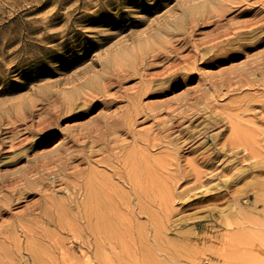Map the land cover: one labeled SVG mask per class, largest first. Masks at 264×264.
<instances>
[{
	"label": "rangeland",
	"instance_id": "1",
	"mask_svg": "<svg viewBox=\"0 0 264 264\" xmlns=\"http://www.w3.org/2000/svg\"><path fill=\"white\" fill-rule=\"evenodd\" d=\"M228 1L0 0V227L6 222L10 228L7 233L12 238V245H9L12 250L8 247L10 264H145L139 251L141 248L137 245L135 251L130 237L124 238L129 249L120 247L118 242H113L108 250L96 248L94 239L85 230L87 223L81 218L87 200L85 181L90 175L80 179L72 172L77 166L86 174L91 168L112 174L106 166L97 164L98 159L111 157L110 151H99L86 160L84 157L91 154L92 144L82 141L98 119L106 120L110 115L127 111L130 98H134V93L142 92L147 84L150 92L143 97L144 100L141 98L145 113L139 118L144 121L147 113L159 114L160 111V114L156 119L139 121L134 126L135 132L145 134L146 130H153L157 133L163 126L158 121L163 118H166V124L185 120L184 125L188 129L183 131V138L178 141V146L187 144L183 153L185 159H192L201 150L211 148L214 144L212 136L218 132H223L218 144L235 133L230 119H226L227 115L233 114L235 120L252 118L250 113L253 111L242 113L238 107L245 104L246 94L255 95V100L264 99L262 76L258 77L255 85L240 86L236 83L232 88H223V92L228 94L217 97L215 104H211L221 116L211 114L209 101L202 98L205 90L213 92L212 82L221 79L222 74L231 73V77L238 80L237 74L242 68L254 67L260 61L264 65V26H261L264 25V0H260L263 2L259 5L255 3L257 9L253 13L244 11L255 0L245 3ZM221 12L223 15L219 17ZM257 12H260L258 19L254 16ZM241 22H254V30H247L250 33L246 31L248 34L242 33L235 40L233 34L230 35L232 40L222 36L219 41L222 40L223 46H214L220 34L234 30ZM127 58L129 62L135 58L134 64L129 65ZM187 58L192 61L188 62ZM121 59L127 62V67L123 66ZM114 60L121 63H114ZM189 63L191 66L188 68L192 72L186 71L188 68L185 66ZM116 69L121 71L117 73ZM103 70L109 71V76ZM134 73L137 75L133 76ZM109 78L110 88L105 90L101 83L105 79L109 81ZM95 89H98L96 93ZM184 97L186 100L182 99ZM188 105H193L192 109ZM71 108L73 112H70ZM119 136L122 143L133 142L127 131L120 132ZM206 140V148L194 153V146ZM103 146L93 149L99 150ZM140 146L142 148V144ZM131 148L132 145L128 146ZM163 150V147H158L152 153L159 158ZM235 151L228 149L226 154L229 157L222 155L217 161L219 178L205 188H192V183H188L190 190L185 197L176 199L173 205L176 213L170 226L174 229L168 238L173 241L175 251H182L189 258L190 264H264V161L247 159L244 162L245 153ZM77 153V160L72 161L68 169L62 170L56 165L69 154ZM40 164L47 165L42 169ZM113 182L127 192L131 190L118 179L113 178ZM10 184L14 187H8ZM184 186H178L177 192H181ZM7 202L10 206L5 207ZM151 210L158 212L154 206ZM133 223V226H150L146 215L137 217ZM186 234L188 240H185ZM133 235L135 239L138 237L135 226ZM2 241L0 234V243ZM1 251L0 248V255ZM1 256L0 260L5 258L4 251ZM1 261L0 264H4Z\"/></svg>",
	"mask_w": 264,
	"mask_h": 264
},
{
	"label": "bare ground",
	"instance_id": "2",
	"mask_svg": "<svg viewBox=\"0 0 264 264\" xmlns=\"http://www.w3.org/2000/svg\"><path fill=\"white\" fill-rule=\"evenodd\" d=\"M222 1V0H221ZM224 1V0H223ZM226 2L228 0H225ZM251 0H241L239 2H249ZM230 2V1H228ZM263 1L260 0H255L254 3L250 4V8L244 11L245 13H253L256 11V4L262 3ZM256 3V4H255ZM232 4V2H231ZM236 4V3H233ZM239 5V3H237ZM222 5V4H221ZM243 5V4H242ZM259 5V4H258ZM229 6V5H228ZM236 6V5H235ZM262 6V5H260ZM223 7V6H222ZM221 7V8H222ZM237 7V6H236ZM235 7V8H236ZM240 7V6H239ZM264 7V6H263ZM204 8V7H203ZM207 8V7H206ZM211 8V6H210ZM224 8V7H223ZM246 8V7H244ZM197 10V9H195ZM199 10V9H198ZM215 11V8L213 9ZM194 12V10H192ZM212 12V14L214 13ZM222 11V10H221ZM189 12V11H188ZM187 12V13H188ZM197 12V11H195ZM206 12V11H205ZM204 12V13H205ZM216 12V11H215ZM191 13L192 16V12ZM203 13V14H204ZM209 14V12H206ZM217 13V12H216ZM260 12H257L254 14L256 19H258ZM206 14V17H208ZM221 14V15H220ZM201 15V14H200ZM223 13H219V17L222 16ZM186 16V15H185ZM196 17V16H195ZM212 17V16H211ZM262 17V15H261ZM204 18V17H203ZM202 18V19H203ZM216 18V17H215ZM214 18V19H215ZM264 18V15H263ZM194 19V15H193ZM213 19V18H212ZM217 19V18H216ZM222 19V18H221ZM261 19V18H260ZM187 20V19H186ZM206 20V19H204ZM209 20V19H207ZM251 20V19H250ZM262 20V19H261ZM264 20V19H263ZM191 21V19H190ZM195 21V20H194ZM228 21V20H226ZM189 22V21H187ZM213 22V21H212ZM225 22V21H224ZM200 23V22H199ZM198 23V25H199ZM208 23V22H207ZM237 23V22H234ZM233 23V24H234ZM239 23V22H238ZM237 23V24H238ZM242 23V22H241ZM237 25L234 30H229L226 33L220 34L215 40L214 46L219 47L222 42L219 41V39H222V36L225 38L227 37V40L231 39L232 36H234V40L237 37H241L240 35L242 33H245L247 30H254V22H243L242 24ZM261 23V22H260ZM193 24V23H192ZM210 24V22L208 23ZM262 24V23H261ZM194 25V24H193ZM197 25V24H196ZM206 25V23H205ZM229 25V24H228ZM222 26V25H221ZM233 26V25H232ZM257 26V25H256ZM264 26V25H261ZM189 27V26H188ZM195 27V26H194ZM198 27V26H197ZM196 27V28H197ZM187 29V28H186ZM180 30V29H179ZM183 30V29H182ZM181 30V32H182ZM191 30V29H190ZM177 31V30H176ZM189 31V30H187ZM251 31V32H252ZM263 31V30H262ZM178 32V31H177ZM180 32V31H179ZM194 32V31H193ZM192 32V33H193ZM249 32V31H247ZM246 32V33H247ZM189 33V32H188ZM245 33V34H246ZM250 33V32H249ZM233 34L232 36H230ZM248 34V33H247ZM256 34V33H254ZM215 35V34H214ZM176 36V35H175ZM188 35L187 37H189ZM236 36V37H235ZM253 36V35H252ZM262 36V35H261ZM184 37V36H183ZM192 37V34H191ZM229 37V38H228ZM244 37V36H243ZM260 37V35H259ZM160 38V36H159ZM177 38V37H176ZM179 38V37H178ZM186 38V37H185ZM257 38V37H256ZM161 39V38H160ZM180 39V38H179ZM184 39V38H183ZM193 39V38H192ZM203 39V38H202ZM253 39V38H252ZM255 39V37H254ZM178 40V39H177ZM175 40V41H177ZM213 40V41H214ZM226 40V39H225ZM233 40V42H234ZM239 40V39H238ZM243 39H240V41ZM162 41V40H160ZM181 41V39H180ZM188 41V39H187ZM186 41V43H187ZM195 41V40H194ZM197 41V40H196ZM212 41V39H211ZM244 41V40H243ZM247 41V39H246ZM256 43L257 41L254 40ZM169 43V41H167ZM192 42V41H191ZM204 42V41H203ZM250 42V38H249ZM260 42V41H259ZM161 43V42H160ZM164 43V42H163ZM189 43V42H188ZM246 43V42H245ZM151 44V43H150ZM148 44V45H150ZM167 44V43H166ZM202 44V43H201ZM206 44V43H204ZM258 44V43H257ZM147 45V46H148ZM153 45V44H151ZM168 45V44H167ZM191 45V43H190ZM196 45V44H195ZM200 45V44H199ZM207 45L209 46L207 41ZM251 45V42H250ZM256 45V44H255ZM137 46V45H135ZM134 46V47H135ZM139 46V45H138ZM143 48L146 47L142 45ZM141 46V48H142ZM160 46V45H159ZM166 46V45H164ZM192 46V45H191ZM197 46V45H196ZM223 46V45H222ZM226 46V45H225ZM174 47V46H173ZM204 47V46H203ZM132 48V47H131ZM163 48V47H162ZM168 48V47H167ZM192 48V47H191ZM194 48V47H193ZM197 48V47H196ZM209 48V47H208ZM227 48V47H226ZM235 48V46H234ZM213 49V48H212ZM210 49V50H212ZM216 49V48H215ZM229 49V48H227ZM243 49V48H242ZM246 49V48H245ZM133 51V49H131ZM148 50V49H147ZM154 50V49H153ZM158 50V49H157ZM156 50V51H157ZM170 50V49H169ZM200 50V49H199ZM203 50V49H202ZM209 50V53H210ZM221 50V49H220ZM146 52V50H144ZM149 51V50H148ZM166 51V50H165ZM224 51V49H223ZM151 52V51H150ZM167 52V51H166ZM169 52V51H168ZM205 52V51H204ZM203 52V53H204ZM208 52V51H207ZM214 51H212L213 53ZM221 52V51H220ZM245 52V51H244ZM144 53V52H143ZM153 53V51H152ZM151 53V54H152ZM155 53V51H154ZM163 53V52H161ZM170 53V52H169ZM176 53V52H175ZM179 53V51H177ZM218 53V52H217ZM222 53V52H221ZM225 53V52H223ZM121 54V53H120ZM125 54V53H123ZM128 54V53H127ZM125 56H128V55ZM133 54V53H132ZM136 55V52L134 53ZM133 54V55H134ZM158 54V53H157ZM156 54V55H157ZM171 54V53H170ZM190 54V53H189ZM188 54V55H189ZM198 54V53H197ZM211 54V53H210ZM227 54V53H226ZM191 55V54H190ZM148 56V55H146ZM152 56V55H151ZM158 56V55H157ZM160 56V55H159ZM158 56V57H159ZM192 56V55H191ZM205 56V55H203ZM117 57V55H116ZM135 57V56H134ZM144 57V56H143ZM197 57V56H196ZM206 57V56H205ZM208 57V56H207ZM234 57V55L232 56ZM263 57V56H261ZM260 57V58H261ZM133 58V57H132ZM136 58V57H135ZM134 58V59H135ZM147 58V57H146ZM144 58V59H146ZM152 58V57H151ZM172 58V56H171ZM199 58V57H197ZM204 58V57H203ZM231 58V57H230ZM115 59V58H114ZM131 59V56H130ZM133 60H130V62H133ZM137 59V58H136ZM148 59V58H147ZM190 59V58H189ZM187 58V60H189ZM193 59V58H191ZM196 59V58H195ZM259 59V58H258ZM257 59V60H258ZM117 60V59H116ZM114 63H121L123 62V66L125 65L127 67V62L128 64H134L130 63L127 58V62L120 60L121 62H115ZM123 60L125 58L123 57ZM154 60V59H153ZM199 60V59H198ZM202 60V59H201ZM206 60V59H205ZM142 61V60H141ZM144 61V60H143ZM142 61V62H143ZM192 60H189L190 62ZM260 61V60H259ZM184 62V61H183ZM187 62V63H188ZM199 62V61H198ZM220 62V61H219ZM111 63V62H110ZM113 63V62H112ZM136 63V62H135ZM192 63V62H191ZM196 64V62H194ZM201 63V62H200ZM144 64V63H143ZM182 64V63H181ZM185 64V62H184ZM193 64V63H192ZM194 64V68H195ZM255 64V63H254ZM153 65V64H152ZM110 66V65H109ZM108 66V67H109ZM121 66V65H120ZM134 66V65H133ZM144 66V65H143ZM149 66V65H148ZM168 66V65H167ZM188 66H191V64H186V68ZM107 67V66H105ZM116 67V66H115ZM125 67V69H126ZM131 67V66H130ZM137 67V66H136ZM142 67V66H140ZM156 67V66H155ZM166 67V66H165ZM164 67V68H165ZM182 67V66H181ZM184 67V66H183ZM114 68V67H113ZM120 68V67H119ZM149 68V67H148ZM147 68V69H148ZM163 68V70H164ZM198 68V67H197ZM123 69V68H122ZM131 69V68H130ZM129 69V70H130ZM140 69V68H139ZM138 69V70H139ZM175 69V68H174ZM180 69V68H179ZM184 69V68H183ZM108 70V69H107ZM113 70V69H112ZM117 70V69H116ZM137 70V68H136ZM142 70V69H141ZM190 69H186L187 72ZM104 72H109L106 70H103ZM121 71L117 70V73ZM125 71V70H124ZM144 71V69H143ZM195 71V70H194ZM160 72V71H159ZM192 72V71H191ZM106 73H102L103 75ZM133 73V72H132ZM132 73L130 76H132ZM141 73V72H140ZM174 73V72H173ZM175 73L176 70H175ZM183 73V72H182ZM239 73V72H238ZM101 74V75H102ZM123 74V72H121ZM139 74V73H138ZM171 74V73H169ZM191 74V73H190ZM231 74V73H230ZM230 74H222V78L219 79L218 81L212 82L211 85V91L213 89L212 93H209L208 90H205L202 94V98L204 100H208L209 104L213 105L214 100L219 97L222 98L226 96L228 93L223 92V88L227 87L232 88L234 84L238 83V85L243 86L244 84H256L259 76H262V79H264V65L261 64V61L259 64H256L254 67H250L248 69H243L242 71L237 74L238 80H235L234 77H231ZM102 75V76H103ZM136 76L137 74L134 73L133 76ZM143 74H140V76ZM172 75V74H171ZM239 75V76H238ZM101 76V77H102ZM107 76L109 74L107 73ZM129 76V77H130ZM139 76V75H138ZM170 77V75H167ZM165 76V77H167ZM101 77L100 78L101 80ZM142 77V76H141ZM236 77V75H235ZM115 78V77H112ZM118 78V77H117ZM128 78V77H127ZM132 78V77H131ZM130 78V79H131ZM138 78V77H137ZM154 78V77H153ZM162 78V77H161ZM148 79V78H147ZM151 79V78H150ZM172 79V78H171ZM103 81V80H102ZM158 81V80H157ZM161 81V80H159ZM99 82V81H98ZM125 82V81H124ZM142 82V81H141ZM162 82V81H161ZM166 82V81H165ZM261 82V80H260ZM101 83V81L99 82ZM98 83V84H99ZM111 79H105L101 84L103 85L104 89L106 90L108 85H110ZM122 83V82H121ZM143 83V82H142ZM141 83V84H142ZM164 83V82H163ZM123 84V83H122ZM145 84V83H144ZM147 84V83H146ZM161 85V84H160ZM159 88L163 85L160 86ZM141 86V85H140ZM165 86V85H164ZM168 86V85H167ZM94 87V86H93ZM115 87V85H114ZM113 87V88H114ZM121 87V86H120ZM138 87V86H137ZM142 87V86H141ZM153 87V86H152ZM151 87V88H152ZM110 88V87H109ZM141 89L140 87H138ZM143 88V87H142ZM149 85L147 84L145 86V89L140 93L137 92L134 93V98H130L132 95H130V104L127 109V111H123L122 114L120 115H114L108 117L106 120H100L98 119V123L94 124V126L90 129L89 132H87V135L85 140L83 139L82 143L89 142L92 144V150L91 154L88 153V156L84 157L86 160L91 159L92 156L96 155L99 151L102 150H108L110 151L109 154L111 157H104L103 159H98L97 164L98 165H104L106 168L110 170L112 173L107 174L104 172H100L98 170L90 169L88 174L85 173V171L79 170L77 166L74 167V172H72V175L80 178V179H85V175H90L89 178L87 177L86 182V189H87V200L85 201L83 205V211H82V216L81 218L86 221L87 225H85V230L89 232L90 236L94 239L93 244L96 245V248L101 251V250H108L110 249V245L114 244L113 242H118L120 243V247H125L128 248L129 245L125 242L124 238H129L130 243L133 244L132 247L135 248V251L137 250L136 246L138 245L139 248H141L142 252V258H144L145 264H174V263H182L186 262V264H190V261L188 257L184 255L182 251L177 252L173 248V241L168 238L169 232L173 230L171 228V224L173 222V216L175 215V210H174V203L176 199L185 197L186 193L190 190L188 189L187 185L188 183H192L191 187L192 188H205L209 184L212 183L215 179L219 178V171L218 167L216 166L217 161L222 155H225L226 157H229V155L226 154L227 150L231 149L237 153L244 152L245 155L243 161H247V159L251 160H263L264 161V99L259 98L256 99L253 97L255 95L251 94H246L244 97L243 101H245L240 108L242 113L246 112H251L252 118L246 119V117H243V120H238L233 119L234 117L227 115L226 119H230L231 125L235 131V133L229 138L225 139L224 142L218 144V139H220L221 135L223 134L222 131L218 132L216 135H213L212 138L214 139V144L209 147L208 150L205 151L204 148H206V142H198L197 146H194V153L198 152L197 156L194 158H189L185 159L184 158V150L186 147V143L184 145L178 146V141L183 138V131L187 128L185 126V120L179 121L177 124L170 122L167 124L165 123V119L159 120L157 123L161 126L159 128L158 132L155 133L153 130L147 131L146 133L142 134L139 132H135V124L138 125V122L141 121L139 118L143 113H145V109L143 106H141V98L142 100L145 95H147L148 92H150ZM162 88V87H161ZM171 88V87H170ZM91 89V88H90ZM235 89V88H234ZM233 89V90H234ZM98 89H95V93L97 92ZM232 90V91H233ZM236 90V89H235ZM240 90V88H239ZM102 91V90H100ZM104 91V90H103ZM129 91V90H128ZM139 91V90H138ZM231 91V90H230ZM91 91H89L90 94ZM110 92V91H109ZM100 92L99 94H101ZM132 93V92H131ZM98 94V93H97ZM129 94V92H128ZM83 95V94H82ZM91 95H95L91 93ZM102 95V94H101ZM124 95V92H123ZM200 95V94H199ZM81 96V95H80ZM103 96V95H102ZM120 96V95H119ZM84 97V96H83ZM95 97V96H94ZM109 97V96H108ZM133 97V96H132ZM147 97V96H146ZM199 97V96H198ZM198 97H195V99H198ZM54 98V97H53ZM88 98V96H87ZM90 98V97H89ZM88 98V99H89ZM107 98V97H103ZM102 98V99H103ZM118 98V97H116ZM128 98V97H127ZM187 98V97H186ZM252 98V99H251ZM70 99V98H69ZM86 99V98H85ZM111 99V98H110ZM123 99V98H122ZM179 99V98H178ZM183 100L185 99L182 98ZM249 99L251 100L250 102ZM109 100V99H108ZM181 100V102H185ZM186 100V99H185ZM201 100V98H200ZM204 100L202 101L204 104ZM242 100V99H241ZM67 101V100H66ZM110 101V100H109ZM121 101V100H120ZM180 101V100H179ZM197 101V100H196ZM199 101V99H198ZM254 101V103H252ZM77 102V101H76ZM74 102V103H76ZM105 102V100H104ZM128 102V101H126ZM180 102V103H181ZM189 102V101H188ZM192 102V101H191ZM106 103V102H105ZM201 103V101H200ZM199 103V104H200ZM78 104V103H77ZM178 104V103H177ZM183 104V103H181ZM188 104V103H187ZM196 104V103H195ZM215 104V103H214ZM70 105V104H69ZM114 105V104H113ZM144 105V104H142ZM172 105V104H171ZM170 105V106H171ZM179 105V104H178ZM201 105V104H200ZM209 106L210 110L209 112L215 116H221L220 113L214 108V106ZM145 106V105H144ZM169 106V108H170ZM181 106V105H180ZM179 106V107H180ZM183 106V105H182ZM189 106V105H188ZM193 106V105H192ZM192 106L191 107L192 109ZM199 106V105H198ZM240 106V105H239ZM257 106H261L260 108H255ZM47 107V106H46ZM146 107V106H145ZM166 111H167V106ZM124 108V107H123ZM186 108V106L184 107ZM183 108V109H184ZM188 108V107H187ZM195 108V107H194ZM196 108L199 109V107ZM208 108V109H209ZM151 109V108H150ZM255 109V110H254ZM70 110V109H69ZM124 110V109H123ZM149 110V109H148ZM173 110V109H171ZM186 110V109H185ZM187 110L190 111L188 108ZM186 110V111H187ZM194 110V109H193ZM122 111V110H121ZM154 111V110H153ZM153 111H150L154 113ZM170 110H168L169 112ZM66 112V111H65ZM72 108H71V111ZM173 112V111H172ZM171 112V114H172ZM182 111H180L181 113ZM192 112V111H191ZM197 112V111H196ZM34 113V112H33ZM147 113V112H146ZM163 113V112H162ZM170 113V112H169ZM234 113V112H233ZM32 114V113H31ZM69 114V113H68ZM160 114V111H159ZM159 114H151L147 113L146 119L144 121H149L152 118H157L156 116ZM71 115V114H70ZM180 115V114H179ZM195 115V114H194ZM65 116V115H64ZM105 116V115H104ZM107 116V115H106ZM187 116V115H185ZM226 116V115H225ZM240 116V113H239ZM243 116V115H242ZM241 116V117H242ZM21 117V116H20ZM59 117V116H58ZM63 117V115L60 117V119ZM142 117V116H141ZM238 118V115L236 116ZM240 117V118H241ZM42 118V117H41ZM181 118V117H180ZM236 118V119H237ZM45 119V118H44ZM178 119V118H177ZM225 119V118H224ZM223 119V120H224ZM232 119L236 121L232 122ZM245 119V120H244ZM58 120V119H57ZM141 121V122H144ZM156 121V120H155ZM168 121V120H167ZM261 123V124H259ZM57 124V123H56ZM140 124V123H139ZM155 124V123H154ZM218 124V123H217ZM255 124H258L257 126ZM263 124V125H262ZM35 125V124H34ZM153 125V124H152ZM157 126V128L159 127ZM230 125V126H231ZM261 125V128L259 127ZM51 126V125H50ZM56 126V125H55ZM189 126V125H188ZM192 126V125H191ZM257 127V129L255 128ZM14 127V126H13ZM52 127V126H51ZM154 127V125L152 126ZM150 127V129H152ZM231 127V129H232ZM43 128V127H42ZM46 128V127H45ZM261 129V130H258ZM50 129V128H48ZM188 129V128H187ZM186 129V130H187ZM149 130V129H148ZM127 131V134L133 137V142L131 140V144L129 142L127 143H122L120 142L121 138L119 136L120 132ZM175 133H178L177 136H174ZM122 134V133H121ZM230 136V135H229ZM82 137V136H81ZM196 137V136H195ZM193 138V136H192ZM206 139V138H205ZM210 139V138H208ZM82 140V138H81ZM79 142V139H77ZM36 142V141H35ZM181 142V141H180ZM183 142V141H182ZM35 144V143H34ZM142 144V148L141 145ZM99 145H104L103 147H100L99 150H94L93 148L95 146ZM132 145L131 149H128V146ZM90 147V148H91ZM158 147H163L162 155L158 158L155 157L154 154L152 153L155 149ZM89 148V149H90ZM98 149V148H97ZM77 151V150H76ZM82 151V150H81ZM78 152V151H77ZM90 152V151H89ZM105 152V151H104ZM193 152V151H192ZM232 152V151H231ZM76 153V152H75ZM74 153V154H75ZM106 153V152H105ZM234 153V152H232ZM73 154V153H71ZM69 154L68 156L64 157L63 159L59 160L56 162V165L59 166L60 169L66 170L69 168V166L72 164V161H76L79 154L77 153L76 155H71ZM85 154V153H84ZM100 154V153H99ZM234 155V154H233ZM236 155V154H235ZM48 156V155H47ZM82 156V157H83ZM107 156V155H106ZM231 156V155H230ZM51 157V156H50ZM45 158V157H44ZM43 158V159H44ZM61 158V157H58ZM83 159V158H82ZM236 159V158H235ZM242 159V158H241ZM56 160V159H55ZM84 160V159H83ZM257 160V162L259 161ZM261 160V161H262ZM54 161V160H53ZM91 161V160H90ZM234 161V160H232ZM239 161V160H238ZM242 161V162H243ZM84 162V161H83ZM88 162V161H87ZM256 162V161H254ZM256 162V163H257ZM260 162V161H259ZM52 163V161H51ZM54 163V162H53ZM80 163V161H79ZM232 163V162H231ZM236 163V162H235ZM264 163V162H263ZM262 163V164H263ZM81 164V163H80ZM261 164V163H257ZM41 165V164H40ZM47 164H44L42 166V169L45 168ZM49 165V164H48ZM76 165V164H75ZM227 165V164H226ZM255 165V163H254ZM264 165V164H263ZM256 166V165H255ZM261 166V165H260ZM51 167V166H50ZM73 167V166H72ZM251 167V166H250ZM259 167V166H257ZM262 167V166H261ZM49 168V167H48ZM54 168V167H52ZM51 168V169H52ZM230 168V167H229ZM253 168V167H252ZM250 168V169H252ZM256 168V167H255ZM59 169V170H60ZM71 169V168H70ZM223 170V169H222ZM221 170V171H222ZM230 170V169H229ZM247 170V169H246ZM249 170V169H248ZM41 171V170H40ZM44 171V170H42ZM102 171V170H101ZM245 171V170H244ZM28 172V171H27ZM36 172V171H35ZM48 172V171H47ZM224 174L226 171H223ZM222 172V174H223ZM229 172V171H228ZM231 172V171H230ZM30 173V172H29ZM227 173V172H226ZM71 174V173H70ZM69 174V175H70ZM243 174V173H242ZM68 175V176H69ZM231 175V174H230ZM248 175V174H247ZM24 176V175H23ZM29 176V175H26ZM221 176V175H220ZM226 176V175H225ZM228 176V175H227ZM233 176V175H232ZM231 176V177H232ZM235 176V175H234ZM233 176V177H234ZM245 177V176H244ZM114 179H118L120 182H122V185L124 186H129L130 191L127 192L122 186H119L115 182H113ZM19 179V177H18ZM40 179V178H39ZM240 179V178H239ZM242 179V178H241ZM20 180V179H19ZM11 181V180H10ZM19 181L17 180L16 183ZM231 182V181H230ZM15 183V182H14ZM233 183V182H232ZM184 186L181 192H177L178 186ZM18 186V185H17ZM8 187L12 188L14 185L10 184ZM128 187V188H129ZM8 190V189H7ZM2 193V192H1ZM15 193V192H14ZM13 193V194H14ZM16 194V193H15ZM12 195V194H11ZM20 195V194H19ZM21 196V195H20ZM3 198V197H2ZM19 198V197H18ZM1 199V198H0ZM6 199V198H5ZM7 200V199H6ZM260 200V199H259ZM5 201V200H3ZM255 202V201H254ZM82 203V204H83ZM5 207H8L10 205L4 204ZM1 206V205H0ZM156 207L158 209L157 213H154L152 207ZM11 209V207H10ZM1 211V209H0ZM3 211V210H2ZM7 212V210H5ZM5 213V212H4ZM3 214V213H2ZM1 215V214H0ZM5 215V214H4ZM141 215H146L148 222H149V227L145 228L142 224L139 225H134L136 228V231L138 233V237L135 239L132 237L134 233V226L133 222L135 219ZM80 218V219H81ZM176 220V219H175ZM181 220V219H180ZM133 221V222H132ZM179 221V220H178ZM83 222V221H82ZM4 223V222H2ZM133 223V224H132ZM176 223V222H175ZM185 223V222H184ZM174 224V223H173ZM215 224V223H214ZM182 225V224H181ZM176 226V225H175ZM207 226V225H206ZM11 227V225H10ZM27 228V227H26ZM9 226L6 225V222L1 225L0 227V234L1 237H3V241L0 243V248L4 251V259H1L4 262V264H10V250L8 252V247L9 245H12L11 242V237L8 236L9 234ZM25 229V227H24ZM26 230V229H25ZM31 231V229L29 228ZM27 232V231H26ZM8 233V234H7ZM32 233V231H31ZM134 236V235H133ZM132 237V238H131ZM188 236L186 234L185 240H188ZM13 241V240H12ZM7 246H5V244ZM3 245V246H2ZM137 246V247H138ZM11 249V247H10ZM129 249V248H128ZM133 249V248H132ZM12 250V249H11ZM1 251V255L3 253ZM134 251V250H133ZM138 252V251H137ZM136 252V253H137ZM12 253V252H11ZM0 255L1 258H3ZM140 257V258H141ZM143 261V262H144ZM3 264V263H2ZM12 264V263H11ZM183 264V263H182ZM195 264V263H194Z\"/></svg>",
	"mask_w": 264,
	"mask_h": 264
}]
</instances>
